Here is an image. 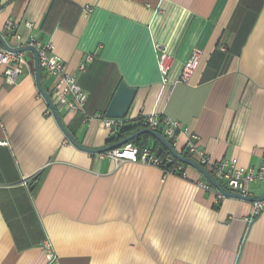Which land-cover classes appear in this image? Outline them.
<instances>
[{"label":"crops","instance_id":"crops-1","mask_svg":"<svg viewBox=\"0 0 264 264\" xmlns=\"http://www.w3.org/2000/svg\"><path fill=\"white\" fill-rule=\"evenodd\" d=\"M30 35L53 42L87 94L82 112H58L80 147L120 141L119 129L85 117L104 115L122 80L135 88L123 125L177 120L175 150L197 135L211 171L232 158L264 162V0H0L4 42L17 48ZM157 47L173 58L165 84ZM194 49L195 71L176 82ZM24 60L13 82L0 74V264H264V208L249 221L252 202L217 198L191 166L179 176L75 147L37 89L33 53ZM39 75L50 93L54 78ZM250 193L260 197L264 182Z\"/></svg>","mask_w":264,"mask_h":264},{"label":"built area","instance_id":"built-area-1","mask_svg":"<svg viewBox=\"0 0 264 264\" xmlns=\"http://www.w3.org/2000/svg\"><path fill=\"white\" fill-rule=\"evenodd\" d=\"M92 7L85 5L83 7L84 14L90 13ZM15 24L8 20L5 25L6 33H11L18 41H21V36L14 30ZM33 46L37 52L38 67L44 71L49 76L54 78V83L50 92V98L54 104L56 111H64L68 113H78L83 111V106L85 104L87 94L79 85L76 76L74 74L66 72L64 61L57 55L52 53L53 42L37 40L34 35H30L27 41L18 46ZM157 68L159 71V76L161 78V83L165 84L168 81V72L172 67L173 58L163 49L157 47ZM201 56V51L199 49H194L186 62L182 65L181 71L178 75L176 82L187 83L195 71L199 59ZM91 59L90 55L85 57V61L79 65V70H84L85 62ZM24 52H12L4 49L0 45V66L2 67V74L7 80L14 81L23 72L24 64ZM99 119L104 127H107L111 132H116L122 125L121 119L106 118L104 115L93 114L86 116L85 120ZM137 124L145 125V127L152 130H159L162 135L174 148L176 143L177 134L181 131L182 126L177 120L170 119L163 115L151 114L147 117L140 118L137 120ZM199 137L197 135H190L189 139L185 144V151L189 155L196 157L189 158L198 163L199 165H210L208 157L202 152L201 149L197 148V142ZM6 140H1L0 145H7ZM104 157L114 160L116 163L123 161H136L151 166L161 168L163 159L156 155V153L151 152L147 148L138 150L132 142L128 141L112 150H108L102 153ZM167 162L171 161L170 157H166ZM176 158V163L174 167L176 171H182L184 176V170ZM162 169V168H161ZM163 170V169H162ZM165 172V171H164ZM171 173V172H165ZM213 178L219 182L224 181L225 186L230 190V192L237 193L243 196H251L250 184L254 182H264V162L257 168L243 167L239 166L235 158L229 160L219 161L212 165ZM199 185L207 190H213L216 193L217 198H221L222 194L219 193L207 180L205 182H199ZM264 208V199L252 202V209L249 217V221L254 219L260 214ZM43 247L47 253L48 259H54V254L51 251V246L48 241L43 243Z\"/></svg>","mask_w":264,"mask_h":264},{"label":"water","instance_id":"water-1","mask_svg":"<svg viewBox=\"0 0 264 264\" xmlns=\"http://www.w3.org/2000/svg\"><path fill=\"white\" fill-rule=\"evenodd\" d=\"M0 45L8 50V51H12V52H26V51H31L33 53L34 56V76H35V82L37 85V89L39 91V93L41 94V96L43 97V99L45 100L47 107L51 113V115L53 116V118L55 119L59 129L62 131V133L64 134V136L66 137V139L75 147L79 148V149H83V151L86 152H90V153H96V152H105L108 150H112L115 149L117 147H120L121 145L125 144L126 142L134 139L135 137H138L142 134H150L152 137L156 138L163 147H165L169 153L175 157V159L177 158V160L187 166H191L193 168H195L199 173H201V175H203V177L219 192L221 193L223 196H230V197H235V198H239L242 199L244 201H250V202H254V201H259L264 199V193L259 197H252V196H243L237 193H233V192H228L226 191L206 170L203 169V167H201L198 163H196L195 161H193L192 159L186 158L184 156H182L178 151L175 150V148H173L171 146V144L162 136L158 133V131L152 130L150 128L144 127L138 131H136L135 133L121 139L120 141L113 143L111 145L105 146V147H101L98 149H90V148H82L80 147L75 141L74 139L71 137V135L69 134V132L66 130V128L64 127L58 112L56 111L54 104L51 101L50 95L47 91H45L40 82V75H39V67H38V60H37V52L36 49L33 46H23V47H19V48H11L9 47L4 40L0 37ZM135 94V88L134 87H129L124 81H120L113 93V96L104 112V116L108 119V118H113V119H124L126 116V113L130 107V104L133 100ZM162 151V147H159L156 151V155H159L160 152Z\"/></svg>","mask_w":264,"mask_h":264},{"label":"trees","instance_id":"trees-1","mask_svg":"<svg viewBox=\"0 0 264 264\" xmlns=\"http://www.w3.org/2000/svg\"><path fill=\"white\" fill-rule=\"evenodd\" d=\"M40 68H39V72H40ZM50 95V93H49ZM76 114V113H74ZM123 120V119H121ZM145 125H141V124H135V125H121L120 128H119V133H118V136H117V139L116 140H121L133 133H135L136 131L144 128ZM158 131V133H161V131L159 130H156ZM112 141V140H111ZM130 142H132L135 146H137L138 150H142L143 148H147L148 150H150L151 152H154L156 153L157 149L159 147H162V151L160 152L159 154V157L163 159V163L161 165V168L163 169V171L165 172H171L173 174H176V175H179V176H183L182 175V171H176L175 167H174V164L176 163V159L175 157H173L169 151L162 146V144L154 137H152L150 134H142L138 137H135L134 139L130 140ZM182 156L186 157V158H192L191 155H189L188 152H186L185 150H182L179 152ZM166 157H170L171 158V161L167 162L165 160ZM182 167H183V170L184 168L187 167V165L185 164H181ZM201 167H203L204 170H206L212 177H213V173L211 170H208V168L204 165H201ZM224 189L230 191L226 186H224L220 181L218 182ZM34 189V188H33ZM32 189V190H33Z\"/></svg>","mask_w":264,"mask_h":264}]
</instances>
